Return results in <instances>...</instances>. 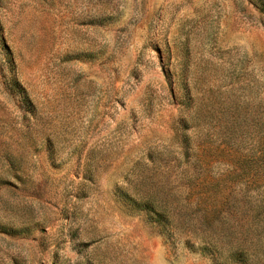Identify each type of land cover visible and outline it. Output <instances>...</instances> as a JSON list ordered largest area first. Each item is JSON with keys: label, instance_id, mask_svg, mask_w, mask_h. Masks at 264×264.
Masks as SVG:
<instances>
[{"label": "rangeland", "instance_id": "rangeland-1", "mask_svg": "<svg viewBox=\"0 0 264 264\" xmlns=\"http://www.w3.org/2000/svg\"><path fill=\"white\" fill-rule=\"evenodd\" d=\"M0 264H264V0H0Z\"/></svg>", "mask_w": 264, "mask_h": 264}, {"label": "trees", "instance_id": "trees-1", "mask_svg": "<svg viewBox=\"0 0 264 264\" xmlns=\"http://www.w3.org/2000/svg\"><path fill=\"white\" fill-rule=\"evenodd\" d=\"M223 149L227 151V148ZM187 153L188 151L184 148V158L187 156ZM183 179L185 189L180 193H184V198L180 193L176 194L173 191V187L168 188L169 181L166 182L167 188L159 189L155 187L145 192L143 197L148 201V205L146 206L150 209L148 211L155 216L157 221L164 222L169 220L168 216L170 212L171 217L175 212L177 213V217H181L179 223L184 224L186 222L184 217L185 212L188 213V209L193 211L192 207L194 206V210L200 212L203 224H213L215 216L221 212L219 208L227 203V197L223 195V191L227 188L226 177L214 179L204 176L201 178L194 174L187 176L185 172Z\"/></svg>", "mask_w": 264, "mask_h": 264}]
</instances>
